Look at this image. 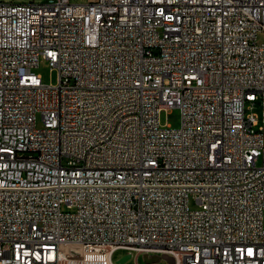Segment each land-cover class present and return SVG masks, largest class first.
<instances>
[{
  "label": "built area",
  "instance_id": "2783aa9c",
  "mask_svg": "<svg viewBox=\"0 0 264 264\" xmlns=\"http://www.w3.org/2000/svg\"><path fill=\"white\" fill-rule=\"evenodd\" d=\"M259 108L264 0H0V264H264Z\"/></svg>",
  "mask_w": 264,
  "mask_h": 264
},
{
  "label": "rangeland",
  "instance_id": "374dc122",
  "mask_svg": "<svg viewBox=\"0 0 264 264\" xmlns=\"http://www.w3.org/2000/svg\"><path fill=\"white\" fill-rule=\"evenodd\" d=\"M17 2L21 1H29V0H15ZM37 1H42V0H37ZM72 2H77V3H85L88 0H71ZM34 71L37 74H40L42 76V80L46 84H56L58 82V71L56 69H51L50 64L48 61L41 60L39 65L34 68ZM257 113L261 118H263V110L261 108L256 110ZM160 120L163 125L170 124L173 127H179L181 124V111L179 108L175 107L169 110H164L161 115H160ZM194 206V204H192ZM129 252L128 249L125 248H119L117 249L114 254V260L118 261L121 257L126 255ZM136 254V252L134 251ZM155 253H150L149 255H153ZM139 264H169L166 260L162 259L159 262H153V263H148L144 259V254H141L139 259H138ZM125 264H136L135 261V256L131 257Z\"/></svg>",
  "mask_w": 264,
  "mask_h": 264
},
{
  "label": "water",
  "instance_id": "95a60500",
  "mask_svg": "<svg viewBox=\"0 0 264 264\" xmlns=\"http://www.w3.org/2000/svg\"><path fill=\"white\" fill-rule=\"evenodd\" d=\"M131 258V254L128 253L124 255L122 258H120L117 263L118 264H125L129 259ZM144 259L148 263H153V262H159L160 260L164 259L166 260L169 264H175V258L171 255H168L166 253L163 254H153L149 255L148 253L144 254Z\"/></svg>",
  "mask_w": 264,
  "mask_h": 264
}]
</instances>
